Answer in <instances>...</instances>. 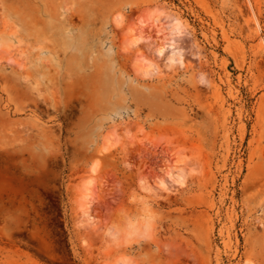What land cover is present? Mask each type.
<instances>
[{
  "label": "rangeland",
  "instance_id": "obj_1",
  "mask_svg": "<svg viewBox=\"0 0 264 264\" xmlns=\"http://www.w3.org/2000/svg\"><path fill=\"white\" fill-rule=\"evenodd\" d=\"M0 264H264V0H0Z\"/></svg>",
  "mask_w": 264,
  "mask_h": 264
},
{
  "label": "bare ground",
  "instance_id": "obj_2",
  "mask_svg": "<svg viewBox=\"0 0 264 264\" xmlns=\"http://www.w3.org/2000/svg\"><path fill=\"white\" fill-rule=\"evenodd\" d=\"M93 165H95V162L93 163ZM92 179V178H91ZM91 179L90 178H88V180H87V184L90 182L91 183ZM89 183V184H90ZM88 189V188H87ZM87 193V192H86ZM132 217L131 216H128V215H123V216H121L119 219H117L115 222H114V230H115V232H117V233H119L118 235H126L127 234V231H129L128 233L130 234V233H132V232H135V228H136V225L138 224V223H136V221H137V218H135L136 219V221H135V219L133 218V220L131 219ZM132 221V222H131ZM133 221H134V223L136 224V225H134V223H133ZM133 224V226H134V229L133 228H129V227H132V224ZM146 226V225H145ZM132 229L134 230V231H132ZM132 232H131V231ZM136 230H137V228H136ZM116 233V234H117ZM117 235V236H118ZM118 238V237H117Z\"/></svg>",
  "mask_w": 264,
  "mask_h": 264
}]
</instances>
